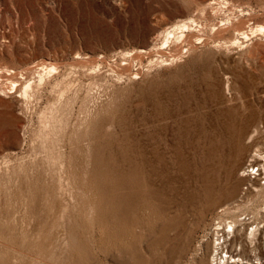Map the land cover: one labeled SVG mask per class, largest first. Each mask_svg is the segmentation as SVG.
Masks as SVG:
<instances>
[{"label":"rangeland","instance_id":"rangeland-1","mask_svg":"<svg viewBox=\"0 0 264 264\" xmlns=\"http://www.w3.org/2000/svg\"><path fill=\"white\" fill-rule=\"evenodd\" d=\"M226 1L0 0V68L33 81L0 79V264H210L218 222L264 225V185L226 172L227 149L264 153V36L241 34L264 0ZM206 18L179 60L157 51Z\"/></svg>","mask_w":264,"mask_h":264},{"label":"bare ground","instance_id":"bare-ground-1","mask_svg":"<svg viewBox=\"0 0 264 264\" xmlns=\"http://www.w3.org/2000/svg\"><path fill=\"white\" fill-rule=\"evenodd\" d=\"M221 1H226V0H221ZM228 3L229 2L226 1L225 5H227ZM196 22H198V21L191 19L190 22H179V23L172 25V26L168 27L167 29H165L162 32V37H163L162 46H160L157 49V51L163 52L166 55L168 54L169 57H171V61L173 62V61H176L177 59L179 60V58L182 57L184 48L187 49L185 52V53H187L190 48H193V46H195L196 44H200L201 42L205 41V39H203V38H205L206 34L203 32H205L206 29L209 27V22L207 21V18H206L204 23H201V26H200L201 28H199L198 31H196L192 28V24H194ZM233 27H234V25L232 26V28ZM235 29L238 32H240V29H238L237 24L235 25ZM223 33H224V31L222 30V28L221 29L219 28L217 31L216 30L214 31V36H212V38H218L220 35H224ZM241 34L244 35V39H246V40H249L251 35H252V37L254 35H258V34L264 36V25H257L255 29L250 30V34H248V33L246 34L245 32H242ZM200 40H201V42H198ZM174 41L177 43L176 47H175V49H171V44L174 43ZM144 54H145V51L141 50L134 57L143 56ZM166 61L167 60H162V62H166ZM33 68L36 69V73L38 75V79H39L38 85L44 84L46 78L49 77L50 74L55 72V70H57L56 66L51 65L48 67V66H45V64H43V63L36 64L33 66ZM124 69L126 71H129V69H127V68H124ZM30 70H31V68L27 69L25 71V73H23V72L18 73V72H15L13 70H7V69L4 71L2 68H0V79L1 80L4 79L5 81L8 82L7 88H8L9 94H15L19 90V88L21 87L22 84H19L18 81L16 80V78L19 75H21L25 79V82L23 83L24 87H23V93L21 94V97L28 98L29 91L33 87V81H31V78H29V76L27 75V72H29ZM4 73H5V75H3ZM244 134H245V132H242L240 135H238V138L239 139L243 138ZM227 150H228L227 151L228 161L226 162V167H227L226 172L230 176L236 175L238 172L242 173L241 175H239V178H238L239 180L243 179L245 181V180H247L248 176L249 177L251 176V174L249 172H247V168L250 167L249 166L250 164L252 166L253 162H256V163H258V162L263 163L264 162V155H263L264 153L260 152V149L258 151L256 150L257 152L254 153V155H251V159L248 160L250 163H248L246 165L244 164L243 166H241V164L237 161H236V163L234 161H232V156H233L232 154H233L234 150L232 151L231 148H230V150L229 149H227ZM262 166H264V164ZM254 178H256V177H254ZM207 180L211 181L209 186L212 187L213 180L211 178H209ZM251 182H253V181H251ZM207 183H208V181H207ZM253 188H254V191H256L258 193L263 189L262 187H260V188L259 187L258 188L253 187ZM244 195H242V194L239 195L238 200L232 202L230 204V207L235 206L237 204V202H239V201L241 202V200H243L244 197H246ZM263 213H264V211H263ZM253 215L255 217L251 216L247 219L246 218H243V219L242 218H237V219L235 218V219L230 220V221L224 220V223H221V222L217 223L216 227L212 231V236H211L214 246L212 247V254L210 256V258H211L210 264H246L247 262H244V258H237L236 259L234 256H232V257H229L227 259H224L223 257H225V255L222 256L224 253V248L227 245V243H230L231 241H236V239L237 240L240 239V241L238 242L237 245L236 244L232 245V243H230V245H232L230 248L235 247L234 249L236 250L237 247H239L240 248L239 250H241V251L243 250V252L249 251V253L255 254L257 262L263 264L262 263L263 259L260 257V254H258L259 256H257L256 253L258 252V247H259L258 246V241H259L258 236H262V242L264 244V229H260V226H259L260 223L257 222L258 218H256V217L261 216L260 212L256 213V214L254 213ZM262 218H263V216H262ZM251 219H252V221H251ZM252 225H255V227L252 229H249V228H251ZM243 234H244V237H243ZM230 236H231V239H230L231 241L230 240L228 241L227 239ZM222 240H223V243L221 244ZM242 244H243V248H242ZM245 244H246V246H245ZM262 248L264 250V246Z\"/></svg>","mask_w":264,"mask_h":264},{"label":"built area","instance_id":"built-area-1","mask_svg":"<svg viewBox=\"0 0 264 264\" xmlns=\"http://www.w3.org/2000/svg\"><path fill=\"white\" fill-rule=\"evenodd\" d=\"M249 166L250 167L247 168V172H249L251 174V179L252 180L260 181V184L261 185H264V178L262 177V174H261L262 171L260 170V168L257 165H254V164H252V166L250 164ZM254 177H256V178H254ZM243 218H246L247 219L249 217L248 216H246V217L243 216L242 219ZM259 226H260V229H263L264 228V225L259 224ZM254 227H255V225H252L251 228H249V229H252ZM230 239H231V236L227 240L229 241ZM222 243H223V240L221 241V244ZM230 243H227V245H226L227 247L225 246L224 253H223L222 256L225 255V257H223L224 259H227V258L232 257V256H234L237 259L238 258V254L240 253V250H239L240 248L237 247L236 250L234 248H230ZM262 259H263L262 263L264 264V255H262ZM252 262L255 263V264H259V263H256V261H254V260Z\"/></svg>","mask_w":264,"mask_h":264}]
</instances>
